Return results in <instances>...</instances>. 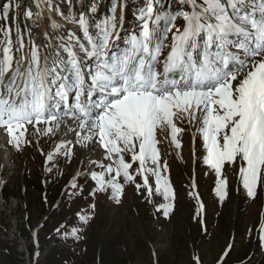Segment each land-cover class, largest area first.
I'll return each instance as SVG.
<instances>
[{"label":"snow or ice","instance_id":"snow-or-ice-1","mask_svg":"<svg viewBox=\"0 0 264 264\" xmlns=\"http://www.w3.org/2000/svg\"><path fill=\"white\" fill-rule=\"evenodd\" d=\"M118 5L112 0L111 14L102 19L94 5H87L73 18L82 38L61 36L43 56L35 44L24 52L18 28L14 53L11 29H0V134L20 151L31 143L29 126L38 137L71 132L72 139L42 151L48 162L59 155L71 159L69 145L95 150L101 159L91 163L101 171L89 169L95 182L89 195L110 192L109 198L119 203L122 177L138 193L144 189L150 204L161 195L167 203L154 206L168 217L176 193L164 175L168 164L161 161L157 132L170 130L171 142L180 148L177 135L183 129L175 120L186 118L192 125L199 122L204 163L214 173L219 202L228 197L226 165L238 168L246 197L256 199L264 189V0H177L174 11L163 0H143L133 13L137 29L123 46L118 25L122 30L125 18L121 11L117 21ZM20 7L15 5L17 13ZM11 8L0 5V16L7 19ZM40 15L35 13L37 19ZM33 16L25 6V18ZM71 187L79 190L75 179ZM188 195L198 202L199 216L204 210L199 193ZM91 218L79 215L83 225ZM72 236L82 238L77 229ZM259 238L264 243V224ZM230 251L231 246L222 256ZM194 264H201L199 257Z\"/></svg>","mask_w":264,"mask_h":264},{"label":"rangeland","instance_id":"rangeland-1","mask_svg":"<svg viewBox=\"0 0 264 264\" xmlns=\"http://www.w3.org/2000/svg\"><path fill=\"white\" fill-rule=\"evenodd\" d=\"M5 1L0 0V5ZM11 2L7 26L11 29L13 52L18 28L24 52L35 44L43 56L60 43L61 36L67 39L69 33H74L82 38L73 18L87 5H94L95 15L102 19L111 14L112 0H77V6L76 0ZM37 2L41 11L44 8L39 19L35 16L40 12ZM163 2L171 4L173 11L178 6L177 0ZM142 3L143 0H119L117 21L121 11L125 18L122 30L118 25L121 46L128 34L137 29L133 13ZM16 4L21 5L18 13ZM52 4L59 11L51 10ZM25 6L33 11L32 19L25 18ZM2 20L0 16V29H5ZM176 23L181 25L183 21L178 18ZM48 30L52 37L46 35ZM171 36L169 33L167 44ZM3 41L4 32L0 30V43ZM168 51L165 48L164 55ZM175 123L183 129L177 135L180 148L171 142L170 130L157 132L161 161L168 164L164 175L176 193L174 209L168 217L154 206L167 203L161 195H154V204H150L144 189L138 193L122 177L119 182L124 184V193L119 203L109 198L110 192L89 195L95 186L89 169L101 171L91 163L101 159L99 153L79 144L69 145L71 159L59 155L48 162L41 153L53 150L60 133L57 137H38L29 126L27 136L31 143L22 145V150L5 142L0 148V264H194L195 257L201 264H264V243L259 238L264 224V189L256 199L247 198L239 183L238 168L226 165L228 197L219 202L214 192V173L204 163L207 153L197 131L199 122L192 125L185 118ZM125 159L130 157L126 155ZM136 167L133 164V169ZM74 179L79 190L71 187ZM136 179L140 182L139 176ZM189 192H198L204 205L199 216L198 202ZM83 214L92 217L87 225L79 219ZM73 229L78 230L81 239L72 236ZM229 246L231 251L225 258L222 253Z\"/></svg>","mask_w":264,"mask_h":264},{"label":"bare ground","instance_id":"bare-ground-1","mask_svg":"<svg viewBox=\"0 0 264 264\" xmlns=\"http://www.w3.org/2000/svg\"><path fill=\"white\" fill-rule=\"evenodd\" d=\"M39 10H40V8H39ZM40 12H41V14L44 13L43 7H42V11L40 10ZM49 16H51V15H49ZM46 35H48V36L50 35V36H51L50 31H47V34H46ZM50 36H49V37H50ZM51 37H52V36H51ZM72 127H75V125L73 124ZM72 138H73V134H72L71 132H69L68 135L65 136L63 130L60 132V134H59L58 137H57V139H58L59 142H60L61 140L72 139ZM5 142H7L6 136L3 135V134H0V148H2L1 146H2ZM3 146H4V145H3ZM2 155H3V154H2L1 151H0V158L2 157Z\"/></svg>","mask_w":264,"mask_h":264},{"label":"trees","instance_id":"trees-1","mask_svg":"<svg viewBox=\"0 0 264 264\" xmlns=\"http://www.w3.org/2000/svg\"><path fill=\"white\" fill-rule=\"evenodd\" d=\"M73 1H75V0H73ZM6 3L12 5L11 0H6L4 4H6ZM52 6H53L52 9H54L55 11H57L56 9H58V8H57L54 4H53ZM76 6H77V0H76ZM11 14H12V13H11V11H10V12H9V16H8L7 19L2 18V19H3L2 22L6 25V26H5V29H6V28H9L7 25H8L9 20L11 19ZM0 44H2V42H1Z\"/></svg>","mask_w":264,"mask_h":264}]
</instances>
